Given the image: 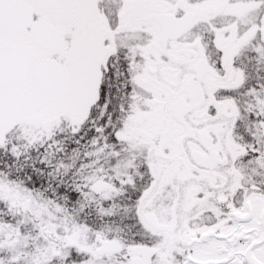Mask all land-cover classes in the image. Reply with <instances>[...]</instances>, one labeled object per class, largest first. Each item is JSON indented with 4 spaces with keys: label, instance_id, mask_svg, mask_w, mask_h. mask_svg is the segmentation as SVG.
<instances>
[{
    "label": "snow or ice",
    "instance_id": "snow-or-ice-1",
    "mask_svg": "<svg viewBox=\"0 0 264 264\" xmlns=\"http://www.w3.org/2000/svg\"><path fill=\"white\" fill-rule=\"evenodd\" d=\"M0 264H264V0H0Z\"/></svg>",
    "mask_w": 264,
    "mask_h": 264
}]
</instances>
